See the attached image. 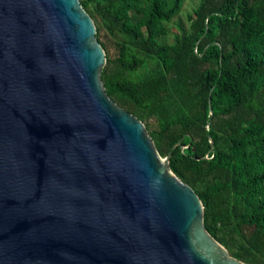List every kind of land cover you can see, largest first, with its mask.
<instances>
[{
  "label": "water",
  "instance_id": "obj_1",
  "mask_svg": "<svg viewBox=\"0 0 264 264\" xmlns=\"http://www.w3.org/2000/svg\"><path fill=\"white\" fill-rule=\"evenodd\" d=\"M96 33L80 0H0V264H248L106 91Z\"/></svg>",
  "mask_w": 264,
  "mask_h": 264
},
{
  "label": "trees",
  "instance_id": "obj_2",
  "mask_svg": "<svg viewBox=\"0 0 264 264\" xmlns=\"http://www.w3.org/2000/svg\"><path fill=\"white\" fill-rule=\"evenodd\" d=\"M80 1L106 51L110 97L145 123L161 156L172 152L208 231L264 264V0H199L173 43L159 39L184 0Z\"/></svg>",
  "mask_w": 264,
  "mask_h": 264
},
{
  "label": "rangeland",
  "instance_id": "obj_3",
  "mask_svg": "<svg viewBox=\"0 0 264 264\" xmlns=\"http://www.w3.org/2000/svg\"><path fill=\"white\" fill-rule=\"evenodd\" d=\"M199 0H184L180 10L177 12L175 17L166 23L168 33L162 36L159 41L162 43H173L181 29H188L190 21L188 14L198 5Z\"/></svg>",
  "mask_w": 264,
  "mask_h": 264
}]
</instances>
